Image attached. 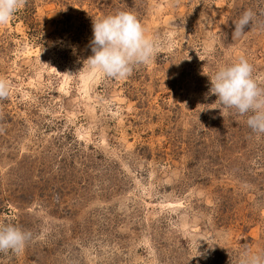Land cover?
Segmentation results:
<instances>
[{
    "label": "rangeland",
    "instance_id": "1",
    "mask_svg": "<svg viewBox=\"0 0 264 264\" xmlns=\"http://www.w3.org/2000/svg\"><path fill=\"white\" fill-rule=\"evenodd\" d=\"M247 10L255 22L234 38ZM119 11L156 54L113 79L87 59L94 19ZM240 57L264 88V0H26L0 25V223L32 239L0 264L264 252V135L208 95L206 74Z\"/></svg>",
    "mask_w": 264,
    "mask_h": 264
},
{
    "label": "clouds",
    "instance_id": "2",
    "mask_svg": "<svg viewBox=\"0 0 264 264\" xmlns=\"http://www.w3.org/2000/svg\"><path fill=\"white\" fill-rule=\"evenodd\" d=\"M25 3L26 0H0V25L9 23ZM254 22V13L245 11L233 22V37L243 35L245 28ZM90 47L93 54L87 59L89 66L113 79L127 77L135 66L147 64L156 54L155 44L145 34L143 25L134 14L124 11L94 19ZM252 73L253 66L244 57L221 66L214 75L206 74L210 79L208 95L214 94L218 98V106L214 108L221 112L223 109H235L238 115L247 117L246 124L253 133L264 135V88L258 86ZM8 96L9 85L0 78V100ZM31 239L30 232L11 223H0V253L19 254ZM239 264H264V252L246 251Z\"/></svg>",
    "mask_w": 264,
    "mask_h": 264
}]
</instances>
